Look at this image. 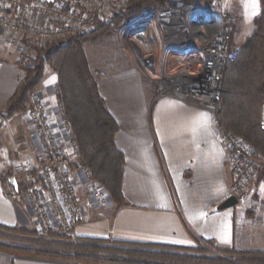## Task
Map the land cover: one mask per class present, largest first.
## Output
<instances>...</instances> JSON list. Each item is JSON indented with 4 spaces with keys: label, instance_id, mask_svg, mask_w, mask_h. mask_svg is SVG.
I'll return each mask as SVG.
<instances>
[{
    "label": "crops",
    "instance_id": "1",
    "mask_svg": "<svg viewBox=\"0 0 264 264\" xmlns=\"http://www.w3.org/2000/svg\"><path fill=\"white\" fill-rule=\"evenodd\" d=\"M252 7L245 5L241 11L240 34L250 30L241 40L252 33L262 10L261 2L259 9L254 7L258 14ZM84 49L100 94L118 124L115 141L126 159V203L111 200L99 206L82 190L84 217L77 235L187 247L207 239L222 248L264 253L263 177L238 196L236 206L217 209L231 195V178L227 149L213 126L212 114L195 101L163 89L114 44L103 53H97L100 48L90 50L84 45ZM2 51L0 47V226L23 228L26 231L20 235L37 238L31 213L10 181L18 159L38 156L32 126L23 112L5 116L25 71L17 56ZM57 82L58 72L50 67L38 86L56 120ZM0 264L76 263L0 249Z\"/></svg>",
    "mask_w": 264,
    "mask_h": 264
},
{
    "label": "built area",
    "instance_id": "2",
    "mask_svg": "<svg viewBox=\"0 0 264 264\" xmlns=\"http://www.w3.org/2000/svg\"><path fill=\"white\" fill-rule=\"evenodd\" d=\"M130 1L0 0V29L11 34L12 44L20 46L17 62L27 68L35 42L67 41L90 33L98 22L112 21ZM216 12L215 3L198 6L171 0L163 8L148 7L123 23V28L127 52L149 78L212 114L213 126L228 153L231 194L239 196L256 183L259 160L254 148L222 123V81L228 66L238 58L240 46L234 44L233 26L225 22L226 14L220 13L221 23ZM30 96L39 152L37 157L14 164V175L25 187L19 197L40 235L76 242L84 217L77 176L89 182L97 204L105 205L111 198L91 169L80 162L61 103L56 120L39 94Z\"/></svg>",
    "mask_w": 264,
    "mask_h": 264
},
{
    "label": "trees",
    "instance_id": "3",
    "mask_svg": "<svg viewBox=\"0 0 264 264\" xmlns=\"http://www.w3.org/2000/svg\"><path fill=\"white\" fill-rule=\"evenodd\" d=\"M171 0H131L128 7L110 22H98L90 33L59 41L38 50L34 69L25 68L15 94L6 107L7 116L26 109L30 93L44 77L45 64L58 72L57 94L64 117L71 124L79 156L93 177L117 204H125L123 192L126 159L115 141L118 124L110 114L83 47L114 26L136 18L148 7L163 8ZM192 5H208L213 0H179ZM254 20L252 33L240 42L238 58L228 66L222 81V123L242 137L264 162V0ZM239 34L235 21L225 17ZM19 194L25 187L19 183ZM0 226V249L12 254L72 261L76 264H264V253L222 248L214 240L197 239L192 247L170 244L118 241L85 236L78 241L49 240L22 236L21 228ZM20 232V233H19ZM7 236L4 237L3 234ZM18 236V237H17ZM215 253V254H214Z\"/></svg>",
    "mask_w": 264,
    "mask_h": 264
},
{
    "label": "rangeland",
    "instance_id": "4",
    "mask_svg": "<svg viewBox=\"0 0 264 264\" xmlns=\"http://www.w3.org/2000/svg\"><path fill=\"white\" fill-rule=\"evenodd\" d=\"M212 3H215L216 10L219 13L226 14V16L230 17L233 21H235V24H236V27H237V31L239 32V34L236 35V33L233 32V41H234V44L240 46V41H242L240 38L241 37L243 38L244 36H246L248 34V32L250 31V30L249 31L247 30V31H244L242 35L240 34V28L238 26V24H240V20H242L240 14H242L243 8L245 7V5H250L251 7L253 6L252 7L253 14H256L258 11L254 10V7L257 6V8L259 9L260 0H213ZM151 5L154 6L153 4H151ZM225 9H226V11H225ZM123 25L124 24H120V25L114 26L108 32H106L104 35H102L100 38H98L96 40L84 42L83 43V47H84V45L88 46L90 50L100 48L99 52H97V53H103L104 51H106L104 49H108L113 44L118 49H120V50H122L124 52L129 50V45H128V42H127V36L124 35L125 32H124V28H123L124 26ZM11 41H12L11 34L9 32H7V31H4L3 29H0V47L3 50L2 54H5L6 52H8L11 55L17 56V58H18L20 46L12 44ZM57 42H59V41L35 42L34 43V52H33L31 61H30L29 65H28V67L26 69H34L38 65L37 62H38V50L39 49L44 48V47H46V46H48L50 44L57 43ZM92 46H94V47H92ZM174 59L175 60H173V61L177 62L176 57ZM48 68H50V66L48 65V63H46L45 64V69H44V77H43V79H42L40 84H42V82L44 81V79H45V77H46V75L48 73ZM22 69L25 71V68H22ZM40 84L38 86H40ZM163 89H167V88L163 87ZM163 91H165V90H163ZM34 92L39 94L40 98L45 102V104H47L46 100L44 99L43 94L38 89V87H36L30 93V95H32V93H34ZM30 95H29V100H28V102L26 104V109L24 111H22V112L25 115V117H27L28 121L31 124L30 109L32 107V102H31V96ZM5 116L9 117V116H7L6 112H5ZM13 116H10V117H13ZM31 126H32V124H31ZM32 135H34L33 129H32ZM33 141L35 142V144L37 146V141L35 140L34 136H33ZM37 149H38V147H37ZM80 162H82L81 159H80ZM258 165H259L258 166L259 175H258L257 181L263 177L262 184L264 185V162L263 161H259ZM19 179L22 181V178H19ZM77 185H78V189H79V196H81V192L83 190L85 192L87 191L89 193L90 197H92V191H91V188L89 186V182L85 178L81 177V175L77 176ZM108 193H109V191H108ZM109 196L111 198V194L110 193H109ZM80 199H81V197H80ZM111 200H112V198L108 202H110ZM93 202L95 204H97V202L94 201V199H93ZM97 205H99V204H97ZM99 206H102V205H99ZM21 231L25 232L26 230H23V228H21ZM3 236L6 237L7 234L4 233ZM35 236L36 237L45 238L44 236L39 234V232L37 231V227H36ZM20 237L22 238L21 235H19L18 238H20ZM26 238L29 239L28 237H26ZM78 238H79V236H78Z\"/></svg>",
    "mask_w": 264,
    "mask_h": 264
},
{
    "label": "water",
    "instance_id": "5",
    "mask_svg": "<svg viewBox=\"0 0 264 264\" xmlns=\"http://www.w3.org/2000/svg\"><path fill=\"white\" fill-rule=\"evenodd\" d=\"M215 15L220 17V20H221V23H222L223 22L222 15L219 12H216ZM262 122H263V126H264V111H263V115H262ZM10 181L13 184V186L15 187V190L17 192H19L18 182L16 180V177L12 176L10 178ZM239 201H240V199H239V197L237 195L231 194L217 206V209L218 210H225V209L234 207V206H236L239 203Z\"/></svg>",
    "mask_w": 264,
    "mask_h": 264
}]
</instances>
